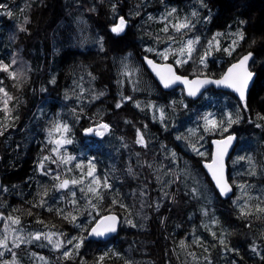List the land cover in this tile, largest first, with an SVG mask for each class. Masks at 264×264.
I'll use <instances>...</instances> for the list:
<instances>
[{
	"label": "trees",
	"instance_id": "16d2710c",
	"mask_svg": "<svg viewBox=\"0 0 264 264\" xmlns=\"http://www.w3.org/2000/svg\"><path fill=\"white\" fill-rule=\"evenodd\" d=\"M115 1L118 9L109 6V3L114 6ZM0 4L7 5L13 13L12 16L0 15V36H9L4 47L0 44V60L10 63L15 59L14 68L24 73L19 82L0 73L3 86L15 98L9 104L11 116L17 117L4 121V113L0 112V123L8 125L6 130L0 127L3 132L0 135V217L19 216L21 220V224L15 226L1 219L0 233L10 236L12 251L0 249L4 252L0 261L9 264H97L99 257L107 254L102 264H125L126 261L137 264L131 254L126 253L124 243L131 241L134 251L145 248L150 251L149 260L142 264H264V215L242 216L240 211L245 200L255 204L256 197L264 198V171L256 170L255 175H250L251 170L240 172V161L238 170L229 164V178L237 195L230 201V198H221L215 188L212 197L200 192V188L189 187L183 165L187 156H194L193 160L204 171L203 162L211 159V140L231 133L238 134L236 150L257 145L259 153H264V127H256V124L264 125V120L257 119L258 113L264 115V0H81L69 1V5L66 0H0ZM172 9L176 11L168 16ZM79 10L81 16L89 17V27L94 26L91 27L94 34L90 35L102 38L103 50L94 43L89 45L95 49L83 45L82 51L70 48V34L75 33L71 22L76 20L74 15ZM127 11L135 17H129ZM121 16L127 21V29L117 36L110 29ZM25 17L29 21L24 25L27 31L21 32L19 28ZM185 19L190 27L176 32L173 25ZM165 25L167 32L163 31ZM237 32H243L245 38L239 40L234 35ZM217 33L221 35L216 36ZM197 38L192 59L183 65L177 64L176 60L182 57L178 52L173 55L172 51L188 39ZM233 40H239V44L231 56L216 50L217 41L223 49L233 46ZM209 41L213 42L211 55L205 64H200L199 57L208 48ZM165 51H169L167 59L159 55ZM250 51L254 52L255 61L252 60L250 68L257 76L246 101L215 88L207 90L197 101L187 97L182 88L165 91L143 60L144 55H149L158 61L173 62L182 74L219 77L230 64ZM71 52L77 53L75 58H79L81 64L76 65L75 59L71 63ZM87 73L92 76V84ZM51 92L65 96L72 109L58 107L51 99ZM100 93H103L102 100L97 98ZM127 97L130 99H125ZM107 103L111 105L107 112L93 114L94 108L103 105L107 110ZM115 103L122 106L114 107ZM207 113H213L217 120L226 119L228 113L233 117L239 113L243 118L227 132L209 133L204 130L202 119ZM250 119L253 122H249ZM96 120L110 126L101 139L84 132L90 121ZM55 122L67 123L71 129L66 135L72 143L60 148V155L76 158L67 165L60 163L52 152L55 143L49 142L59 138V134H48ZM138 130L144 137V145L136 142ZM110 137L113 142L102 145L101 142H109ZM193 144L205 155H197ZM120 150H123L121 155ZM44 156L57 160V163L44 161V171L52 170L48 175L39 167ZM93 158L96 175L107 178L112 185L110 191L103 190L102 202L93 199L99 215L88 205V197L80 192L83 185L70 184L67 189L57 190L54 185L60 181L53 179L52 174H59L61 180L78 179L80 170L74 165L82 163L87 170L88 160ZM159 158L164 160L163 175L170 181L158 190L162 183L155 178L158 170L153 162L159 160L161 163ZM138 171L144 176L142 185L156 227L152 237H141L128 195L123 193L124 181L136 178ZM241 183L249 186L246 195L236 187ZM242 196L244 199H240ZM41 199L46 201L44 207H33ZM72 200L78 203L73 205ZM113 200L118 203L113 204ZM156 204H160V208ZM205 207L211 210L202 214ZM56 209L76 215V222L62 219ZM108 212L120 215L119 234L107 241L88 239L93 224ZM6 225L20 231L4 233ZM35 233H42L40 240L30 239ZM52 233L56 235H51V240L44 238ZM14 235L24 238L22 243L17 241L19 247H12ZM180 235L187 239L184 243L189 251L182 246ZM73 237L78 239L68 244ZM79 240L82 244L77 253L74 245ZM58 242L60 248L55 247ZM66 250L72 252L71 258L63 256Z\"/></svg>",
	"mask_w": 264,
	"mask_h": 264
},
{
	"label": "snow or ice",
	"instance_id": "6c2138e0",
	"mask_svg": "<svg viewBox=\"0 0 264 264\" xmlns=\"http://www.w3.org/2000/svg\"><path fill=\"white\" fill-rule=\"evenodd\" d=\"M0 14H6L8 16H12L13 13L7 8V5L0 4ZM175 9H172L171 12H169L167 15L171 16L173 12H175ZM23 12V9L21 10ZM195 15V13L193 14ZM27 17H25L23 24L20 26L19 30L21 32H26L27 28L24 26L28 23ZM243 23V21L241 22ZM127 26V21L124 17H119V22L115 24L110 31L119 36L120 34L124 33L125 28ZM190 27L189 22L185 19L183 22H178L173 25V28L176 32H181L183 29H188ZM164 32L168 31V26L165 25L163 28ZM221 35L220 33H217L216 36ZM234 35L239 37V40H243L244 33L243 32H237L234 33ZM170 39H172L170 37ZM198 39H188L186 42H183L181 47L179 49L172 51L173 55H176L177 52L181 59H177L176 63L179 65H183L185 63H188L189 60L192 59L193 52L196 51L195 45L198 42ZM213 40H216V37H213ZM239 40H233L231 47H226L221 49L219 42H216V50L217 51H223L227 55L231 56L232 53L235 51V47L238 46ZM212 41L208 42V48L204 51L203 55L199 57V63L205 64V61L209 55H211L212 51ZM255 43V41H253ZM101 50H103V40L101 38L100 41ZM148 51H153V49H148ZM169 51L161 52L159 55H161L164 59L168 58ZM186 57V58H184ZM253 54L251 52L247 53L246 55L242 56L238 62L233 63L231 67L228 68L227 72L217 80L204 78V79H194L189 80L186 77H181L176 75L175 71L173 70L171 65H164V66H158L156 65L152 60H147V63L152 66V68L156 71L157 76L160 77L161 81L164 83L165 87L171 86V84L180 82L183 83L188 87V95L189 96H196L197 93L200 91L201 88H203L207 84H216V85H223L225 87L233 89L235 92L239 94L240 100L245 101V94L246 90L248 88L249 82L252 80V77L254 73L249 70L248 62L252 60ZM255 61L253 60V63ZM17 61L15 59H12L10 63H5L3 60H0V73L6 74L7 78L12 79L13 81L19 82L24 78V73L21 71H18L14 68ZM55 82L54 80L52 81ZM4 79L0 78V112L4 113L3 120H15L17 117L11 116L12 109L9 107L10 101H13L15 98L13 95L10 94V92L3 86ZM14 87L16 84L13 85ZM100 95H103V93H100ZM98 98V97H97ZM125 99H130V97H127ZM15 105H13L14 107ZM122 105L120 103H117L116 107L119 108ZM139 107V105H137ZM243 108L245 111H247V104H243ZM237 113L235 117H233L232 113H228L226 119H220L217 120L213 113H207L205 114L202 119L204 121V130L211 133L214 131H223L227 132L228 129L236 123H239V121L242 119ZM77 119H79V116H77ZM257 119L264 120V115L257 114ZM249 122H253L251 119ZM227 125V126H225ZM0 127L6 128L8 125L6 123H0ZM256 127H264L262 124H256ZM109 125L107 124H100L96 127H89L84 129L85 135L94 134L96 136H103L104 132L108 131ZM71 131L69 125L67 123H61V122H55L53 123L52 127L48 130L49 136H52L53 133L59 134L58 139L50 140V143H55L56 147L52 149V152L57 155L59 158L60 163L67 165L70 164L73 160L76 158L73 156H64L60 155V148L63 145L71 144L72 140L67 138V133ZM3 132L0 131V135H2ZM178 139L180 137H177ZM203 137H200L202 139ZM235 139L233 135H228L225 139L222 140H216L214 141V144L216 146V151L214 155L211 158V161L209 163H206L204 166L208 169L210 172L216 186L218 187L220 193L222 195H227L229 192L232 191V185H230L225 177V165H224V157L227 155L228 148L230 147L232 141ZM138 144L144 145V137L142 134L139 133L138 130V139L136 141ZM193 151L197 153V155L204 156L205 153L200 152L196 147L195 144L192 145ZM240 160L246 159V157L241 156L239 157ZM250 160V158H247ZM51 160L52 163H57V160L54 159L52 156H44L42 161L39 164V167L43 174L48 175L52 172V170L44 171V161ZM93 159L88 160L87 170H85V167L82 163L77 162L74 167L76 169L80 170V176L78 179H63L61 180V176L59 174H53V179L60 181L57 185H54V187L59 189H67L69 185H83V187H80V192L83 193L86 197H88V205L93 209L97 211V215H99V210L97 209V204L93 203V199H95L98 202H102L104 200L103 190H111L112 185L108 182L107 178L101 179V177L96 175V165L93 163ZM68 171H72V169H68ZM129 173L132 172L131 169L128 170ZM250 175H255V171L249 173ZM88 179V183L85 184V179ZM245 195L247 194L248 185L246 183H241L236 185ZM6 190V189H5ZM45 196H47V191L44 193ZM76 195L75 191L72 192V196L74 197ZM141 195H144V193H141ZM167 195V193H165ZM240 199H244V197H240ZM258 202L255 204H250L248 200H245L244 204L240 206V211L242 216H251V215H264V198L262 197H256L255 198ZM46 201L44 199H41L38 204L33 205V207H44ZM71 203L73 205H76L78 201L72 200ZM113 204H117L118 201L113 200ZM120 207H126L124 204H120ZM48 211H52L51 208L47 209ZM57 215H60L62 219L69 220L70 222L75 223L77 220V216L73 215L71 212L65 214L62 209H56ZM29 214H31V210L29 209ZM0 219H6L8 222H10V225L19 226L21 224V220L19 216H8L6 218L0 217ZM119 218L115 214H109L106 216H101L99 220L96 221L95 227H93L90 231V235L93 236H105L108 233L115 232L117 230V223ZM39 223H43V221H38ZM129 224L132 222L129 220L127 221ZM10 225H6L4 233H7L9 230H11L12 233H17L20 231L17 227H11ZM135 226V225H133ZM42 233H35L32 234L30 239L32 240H40ZM51 235H56L55 233L44 235L45 239L51 240ZM60 235H63L62 233ZM215 236V233H213ZM77 237H73L72 239H69L67 241L68 244H72L73 240H77ZM19 241L20 243L24 242V238H22L19 235L13 236L12 241V247H19L20 243H17ZM222 244L224 243L223 240L220 241ZM82 244V240H79L78 243L74 245V247L78 250ZM182 246L184 242H181ZM56 248H60L61 244L58 242L55 245ZM0 249H7L9 252L12 251L11 248H9V238L7 234H0ZM4 252L0 251V257H3ZM13 256H15V253H12ZM106 255H102L99 257L97 264H102V262L105 260ZM63 256L65 258H71L72 252L71 251H64ZM0 264H9L8 261H0ZM125 264H129V262H125Z\"/></svg>",
	"mask_w": 264,
	"mask_h": 264
},
{
	"label": "rangeland",
	"instance_id": "374dc122",
	"mask_svg": "<svg viewBox=\"0 0 264 264\" xmlns=\"http://www.w3.org/2000/svg\"><path fill=\"white\" fill-rule=\"evenodd\" d=\"M69 1L80 2L81 0H66V2H68V5H69ZM51 2H52V0H51ZM80 6H81L80 8H82L83 5H80ZM109 6L112 9H116V8L118 9L119 4L115 1L114 6L111 3H109ZM0 11H3V10H0ZM80 11L81 10L75 12L74 16L76 17V20H73L71 22L73 24V28L75 30V33L72 35L70 34V48L72 50H78V51H82L81 48L83 46H87L91 49H95L94 47L89 45L90 43H94V44L98 45L97 48L100 49L101 48V45H100L101 39H97V38L90 35L93 33V29H91V27L93 25L89 27V25L87 23V21L90 20L89 17L86 15L81 16ZM127 13H128L127 15L129 17H131V18L135 17V15L132 14L130 11H127ZM5 19H6V15H4V20ZM0 20H1V18H0ZM4 24H5V21H4ZM68 26L71 27L70 25H68ZM64 29H68V28H64ZM7 36L8 35H6V34L3 36H0V44H2L3 47H4V44H6V42H7V38H6ZM81 45H83V46L81 47ZM76 55H77L76 52H71V60L70 61H71V63H73V61L75 59V61L77 62L76 65H79L82 63V61L78 60L79 58H75ZM114 65H116L115 61H114ZM87 77L92 84L93 79H92L91 74L87 73ZM177 88H174V89H177ZM94 91L96 92V90H94ZM51 94H50V96H51L52 101L55 102L58 107L66 106L67 108L72 109L71 105L67 104L68 99L65 98V96L54 94L53 92H51ZM100 99L102 100V95L98 97V100H100ZM107 105H108L107 110H105L106 105H103L102 108H98V107L94 108L93 114H95V115L104 114L105 112H107L109 110V108L111 106L109 103H107ZM116 105H117V103H115L114 107H116ZM90 123L91 124L89 125V127H96L100 124H107V123H103V121H101V120L90 121ZM107 125H109V124H107ZM109 129H110V126H109ZM106 132H104L103 136H96L94 134H90V135L94 136L98 139H101L105 136ZM235 132H237V131H235ZM113 140L114 139L112 137H110L109 142L104 140L101 143H102V145H106V144L113 142ZM201 141L203 142V138ZM253 147L256 149H253ZM211 149H212V145H211ZM258 150H259V148L257 145H252L251 147H246V146H243L242 148L240 147L236 151H234L233 155L231 156V159L229 160V164L230 165L232 164L233 165L232 167H235L237 169V163L240 161L239 169H240L241 173H247L250 170H251L250 172H252L253 170L254 171H256V170L264 171V153H261V152L259 153ZM122 151L123 150H120L119 155L122 154ZM182 153H184V152H182ZM211 154H212V152H211ZM259 154H261V156ZM241 156L246 157V159L240 160L239 157H241ZM127 158H128V156H127ZM193 158H194V156H187V158L184 159L185 161H183V165L187 171V173H185V175H188V178H189L188 179L189 187L194 186V188L196 190L198 188H200V192H203V193L207 192L208 194H211V196L213 197L212 193H213V189L215 188L214 184L210 180L207 173L204 172L205 170L204 171L202 170L203 171L202 172L199 169V166L193 160ZM247 158H250V160ZM159 159L161 160V163L159 160H155L153 162L154 167H157V170H158L156 172V174H154L155 178L157 180L160 179L161 180L160 182L162 183L161 185H159L158 190L161 188L162 185L169 184V181H170V178H169V180H167L168 178L165 175H163L165 173L162 172V168L164 166V160H163V158H159ZM206 161H209V160H206ZM137 163H138V165H140V162H137ZM161 165H162V167H161ZM165 167H167V166H165ZM115 172H117V170H115ZM142 175H143V173L138 171L136 178L125 180L123 193L125 195H128L129 202L131 204L132 211H133V219L140 225L139 229H140L141 237H143V236L152 237V234L156 232V227L153 226L154 224L152 222V213L150 212L151 211V204L149 202H147V198L145 196V194H146L145 193V186L142 185V181L144 180V176H142ZM205 178H207L208 180H204ZM194 182L196 183V185L192 184ZM211 185H213V186H211ZM162 188H164V187H162ZM238 192H240V191H238ZM141 193H144V195H141ZM242 194H244V193L242 192ZM239 196H241V195H239ZM229 198H230V201L235 200L237 198L236 193L235 194L233 193ZM214 203H215V200H214ZM156 207L160 208V204H156ZM210 210H211V208L207 209V207H205L202 214L208 213V212H210ZM0 222H1V219H0ZM0 227H1V224H0ZM0 234H2V233H0ZM180 236H181L179 238L180 242H182V241L186 242L187 239H184L183 235H180ZM8 237H10V236H8ZM143 242H144V245L147 244V243H145L144 239H143ZM164 242L166 243V246H167V244H168L167 240H165ZM186 243L183 244V247L187 248V250L189 251ZM124 245H125V248L127 250L126 253L131 254L130 257L134 258V263L142 264L143 261L149 260L150 251L148 248L142 249V251L137 252V251H134L131 241L125 242Z\"/></svg>",
	"mask_w": 264,
	"mask_h": 264
},
{
	"label": "water",
	"instance_id": "95a60500",
	"mask_svg": "<svg viewBox=\"0 0 264 264\" xmlns=\"http://www.w3.org/2000/svg\"><path fill=\"white\" fill-rule=\"evenodd\" d=\"M125 29H126V28H125ZM250 52H251V51H250ZM247 53H249V52H247ZM247 53L242 54V55H241L236 61H234L233 63L238 62V60H239L242 56L246 55ZM251 53L253 54V58H254V53H253V52H251ZM253 58H252V60H253ZM143 60H144V65H145V67L147 68V70L149 71V73L154 77V79L156 80V82L158 83V85H159L163 90H165V91H170V90H172V89H174V88L180 87V88H183V90H184V92H185V94H186L187 97H189V98L192 99L193 101H197V100H199V99L202 97V95H203L207 90H209L210 88H215V89H217V90L229 91V92L233 93L234 95H236L238 99H240L239 94H238L237 92H235L233 89L228 88V87H225V86H223V85L207 84V85H205L203 88L200 89V91L197 93L196 96H189V95H188V87H187L186 85H184L183 83H180V82H176V83L171 84V86H169V87H165V86H164V83L161 81L160 77L157 76L156 71L152 68L151 65H149V64L147 63V60H152V61H153L156 65H158V66L171 65L172 68H173V70L175 71L176 75L181 76V77H186V78L189 79V80H194V79H197V78H200V79L209 78V79H213V80L220 79V78H221V77L227 72L228 68L231 67V65H232L233 63L230 64V65L227 67V69L225 70V72L223 73L222 76L214 77V76H209V75H196V76H189V75H187V74L179 73L178 70H177L176 65H175L173 62H170V61H158V60H156L154 57L149 56V55H144V56H143ZM252 60H250V61L248 62V66H249V70L252 71V72L254 73V75H253V77H252V80L249 82L248 88H247V90H246L245 101L248 99V96H249L250 90H251V88L253 87V84H254L255 79H256V76H257L256 71H254V70H252V69L250 68V65H251ZM228 135H233V136L235 137V139L232 141L230 147L228 148L227 155H225V157H224L225 177H226L228 183H229L230 185H232V183L230 182V179H229V175H228V174H229V165H228V161H229V159H230V157H231L233 151L235 150V148H236V146H237V144H238V136H237V134H235V133H231V134H227V135H225V136H223V137H214V138L211 140V145H212V154H211V158H212V156L214 155V153H215V151H216V146H215V144H214V141L225 139ZM210 161H211V159H210L209 161H204V162H203V168L205 169L207 175L209 176L210 180H211L212 183L214 184L215 189L218 191L220 197L223 198V199H227V198H229V197L234 193V187H232V191L229 192L227 195H222V194L220 193V191H219L218 187L216 186V184H215V182H214V180H213V178H212L210 172H209L208 169L204 166L206 163H209ZM232 186H233V185H232ZM1 190H2V174H1V172H0V193H1ZM110 213H111V214H115V215L119 218L118 223H117V230H116L115 232L108 233V234H106L105 236H99V237H98V236L90 235V231H91V229H92L93 227H95V223H96V222H95V223L93 224V226L91 227V229L89 230V233H88V239L97 240V241H98V240H105V241H107V240H109L110 238L115 237V236H117V235L119 234L120 227H121V217H120V215H119L118 213H116V212H108V213H106V214H104V215H102V216L109 215ZM99 219H100V218H99ZM99 219H98V220H99Z\"/></svg>",
	"mask_w": 264,
	"mask_h": 264
},
{
	"label": "flooded vegetation",
	"instance_id": "af4514ba",
	"mask_svg": "<svg viewBox=\"0 0 264 264\" xmlns=\"http://www.w3.org/2000/svg\"><path fill=\"white\" fill-rule=\"evenodd\" d=\"M1 15V14H0ZM127 29V28H126ZM126 29H125V31H126ZM125 31H124V33H125ZM124 33H122V34H124ZM121 35V34H120Z\"/></svg>",
	"mask_w": 264,
	"mask_h": 264
},
{
	"label": "bare ground",
	"instance_id": "6f19581e",
	"mask_svg": "<svg viewBox=\"0 0 264 264\" xmlns=\"http://www.w3.org/2000/svg\"><path fill=\"white\" fill-rule=\"evenodd\" d=\"M252 52V51H251ZM254 53V52H253ZM235 134H237V133H235ZM237 136H238V134H237Z\"/></svg>",
	"mask_w": 264,
	"mask_h": 264
}]
</instances>
